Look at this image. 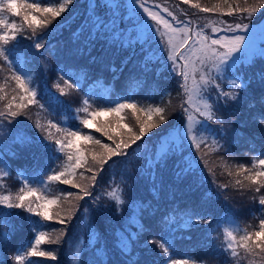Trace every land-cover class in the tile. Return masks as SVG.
<instances>
[{
  "label": "trees",
  "instance_id": "16d2710c",
  "mask_svg": "<svg viewBox=\"0 0 264 264\" xmlns=\"http://www.w3.org/2000/svg\"><path fill=\"white\" fill-rule=\"evenodd\" d=\"M175 1L183 3L182 0ZM42 3L47 5L48 0H42ZM104 3L106 2L99 0V4ZM192 3L211 8L218 3V0H191L189 5ZM189 5H187L188 8H191ZM263 11L264 8L259 9L258 15ZM95 13L101 18L102 16L105 19L110 17L109 12L103 7H96ZM4 15L10 20L22 22L20 17L12 16L10 13L5 12ZM36 15L39 16V13ZM89 18L88 0H75L68 11L53 20L48 28L42 30L48 32L55 29V34L45 43L43 49L36 51L31 47L32 41L20 38V50L32 56L31 64L28 67L35 73L33 83L39 85L42 90L46 79L47 87L59 96L64 105H58L53 109L45 97L44 100H41V103L45 104L44 109L35 104L29 105L24 110L25 114L18 116L13 124L9 125L6 121L0 122V154L8 165L6 171L10 173L4 178L5 187L0 189V194L7 195L11 192L15 195L25 183L24 177H28L33 182L43 180L45 182L43 194L49 198L61 196L57 204L48 206L50 214L54 218L52 221L46 222L47 229L53 238L60 236L61 233L63 235L59 244L41 245L42 249L54 250L57 256L56 260L45 257H28L26 255L27 245L34 235L29 224L31 220L40 218L23 209L5 208L3 211L12 213L8 220L11 225L16 226V230L11 240L6 245L0 246V262L16 264L13 257L20 254L25 257L21 264H28L29 261H39L40 264H93L94 255L103 250L102 256L95 255L100 264H122L124 256H120L118 251L114 250L115 242L112 237L114 233L119 235L121 224L128 227V206L125 205L123 213L117 215L114 201H110L106 194L111 188L120 185L125 189L126 199L133 197L137 200V208L141 203L145 208L151 206L144 215L143 222L146 230L141 236V241L149 237H155L157 240L171 237L174 242L171 259L179 261L188 259L189 264H192V260L198 261L199 264H247V261L241 258L240 251V256L237 258H231L224 251L227 242H224L222 224L226 222L222 219L230 217L239 223L242 230L253 231L261 216L258 198L259 195L264 194V189L261 190V193H255L248 187L249 182L243 179L247 173L237 175L239 165L242 164L250 168L254 157L264 153V130L261 125L251 119L254 114L264 110V105L259 103L260 86L254 82L252 88L255 91L249 93L247 100L242 103L229 101L226 107L220 108L218 115L225 122L224 130L221 133L223 139H220V144L223 147L218 152L204 146H202L201 153L194 151L195 159L199 161V167L195 170L196 176L192 182L177 181L167 171H160L156 174L154 188L152 177L146 173L142 174L138 169L146 164L147 158L156 150L157 134L161 129L181 127L184 114L180 108L178 114L176 111L182 103L181 77L178 75V70L177 72L171 70L166 50L158 51L156 57L161 56V58H154L150 64L151 71L144 72L140 65L141 58L138 59L139 64L129 62L133 55L131 49H117L115 45L109 47L106 42L107 38L103 35L92 39L89 36V31H94V29H92V25L88 26ZM57 25H61V27L57 28ZM117 25L120 26L119 21H117ZM81 27L84 31L80 36L83 37L84 42L72 37V34ZM131 31V28L130 31L127 28V32ZM89 40H92L91 45H89ZM152 44L153 42H151ZM50 49H55V54H52ZM78 49L83 50L82 54L77 51ZM93 56L97 57L95 63L92 62ZM133 60L136 59L133 58ZM125 61L127 62L125 63ZM2 64L3 61L0 60V65ZM42 64L47 66V72L44 71ZM59 67H63L66 71L72 69L79 73H87V76L81 79L78 89L65 88L66 94L61 96L53 86V82L58 80L57 69ZM113 67L116 69L115 73L112 71ZM121 68H123L122 71ZM261 69H264V59L257 57L254 67L242 69V71H245L246 75H251ZM6 76H10V73L0 72V97H4L0 99V109H3L15 95L12 92L15 82L9 80L6 83ZM114 77L116 78L114 79ZM133 80H138L139 84L136 85ZM59 83L63 85V80H59ZM224 87L226 90H230L227 84ZM93 92L95 95L91 97V102L94 107L107 100L121 99L127 92L134 101L139 102L145 108L149 106L164 107L168 122L161 125L160 128L149 131L143 140L127 149L132 154L130 157H114V160L120 161L119 164L111 167L105 165L106 170L98 176L95 187H92L90 180L79 179V173L84 169H78L75 182L87 186L92 192V196H85L83 200H78L75 194L80 193L79 188L59 182L47 183L46 173L53 162L48 159L49 153L42 147V144H48L50 141L44 139L47 133L42 134L36 127V123L39 122L47 127L49 119L54 122L60 121L62 126L78 127L84 134L92 135L103 143L114 147L113 140H109L101 132H97L96 126L104 125L109 135L119 142L121 139H128L130 129L133 132H138L139 122L147 120L144 112L136 111L134 113L131 109H126L120 114L123 117V120L118 124L121 129L120 135L110 132V129L107 128L111 121L120 119L112 114L98 116L93 121L92 128H83L76 118L75 110L83 106L82 100L88 98L86 94ZM241 96L243 97L244 93H241ZM249 100L256 104V108L248 107ZM78 115L83 117L85 114L81 112ZM157 120L158 117L153 115L149 123ZM210 127L218 128L219 126L210 125ZM51 132L54 138L60 137V133H57L55 129H51ZM17 133H23L34 140L39 139L42 143H33L22 147L20 144L14 143ZM77 146L94 149L97 152L103 151L99 146L83 140L78 141ZM133 149H136L135 153H133ZM148 151L151 152L149 156ZM85 156L89 160L91 159L88 152L85 153ZM63 159L64 157L61 156V160ZM205 161H207L206 164ZM85 175L90 176L91 173ZM237 180H241L244 187L237 185ZM221 185L225 187H221ZM127 186H130V190ZM67 192L74 195L64 199L61 194ZM94 197H99V199L94 201ZM98 208L99 210H97ZM69 209H71V215H69ZM185 209H194L198 216L208 217L212 223L182 227L181 216ZM57 212H60L64 217L65 223L56 222L58 218L55 213ZM165 217H174L175 219L166 224ZM0 230L10 229H5L0 225ZM242 234L243 231L237 233V238L239 239V235ZM97 236H99V241L96 239ZM105 244H112L113 247L105 248ZM149 247L152 249L151 251L138 246L132 253V259L138 260L139 264H164L168 259V254H165L156 245ZM18 249L23 250L18 253ZM259 258L261 259L260 256Z\"/></svg>",
  "mask_w": 264,
  "mask_h": 264
},
{
  "label": "snow or ice",
  "instance_id": "6c2138e0",
  "mask_svg": "<svg viewBox=\"0 0 264 264\" xmlns=\"http://www.w3.org/2000/svg\"><path fill=\"white\" fill-rule=\"evenodd\" d=\"M182 2L189 4L191 0H182ZM74 3L75 0H48L47 5H45L42 0H31V2L29 0H0V60L3 61V64L0 65V72L7 71L10 73V76L5 77L6 83L9 80L15 82V87L12 88L15 95L3 109H0V122L6 121L9 125L13 124L18 116L25 114L24 110L29 105L35 104L44 109L45 104L41 103V100H44L45 97L53 109L58 105H64L59 96L47 87L46 79L42 90L39 85L33 83L35 73L28 67L31 64L32 56L20 50L19 45L20 38H22L32 41L31 47L36 51L43 49L45 43L55 34V29L48 32L42 30L48 28L53 20L68 11ZM98 6L103 7L107 12H111L112 15L107 19L96 15L95 9ZM159 7L158 4L150 6L149 0H106V3L102 5L99 4V0H88L91 25L94 29V31H89V36L92 39L103 35L107 38L106 42L109 47L115 45L117 49H131L132 54H135L136 45L139 44L140 52L144 53L140 62L141 68L144 72H150V64L155 56L151 50V41L155 36L165 37L168 44V61L171 70L173 72L178 70V75L181 77L182 103L180 110L184 114L181 127L179 130L171 127L161 129L160 133L157 134L156 150L147 158L146 164L138 169L142 174L146 173L152 177L154 188L156 174L160 171H167L177 181L192 182L194 180L199 161L194 158V153L190 150L194 149L195 153H201L202 146L210 147L217 152L221 150L223 146L220 144V139H223L221 133L224 130L225 122L218 115L220 108L226 107L229 101L242 103L247 100L249 93L255 91L252 88L254 82L260 86L259 103L264 105V69L255 71L251 75H246L245 71H242V69L254 67L257 57L264 59V26L257 27L251 23L252 17L258 10L264 8V0H251V2L250 0H218V3L211 8L192 3L191 7L198 9L201 13H213L220 17L239 15L237 22L233 23L220 19L210 21L203 27L194 26L190 18L181 20L173 11L165 8L164 11L167 12V15L176 21L177 25H182L175 26L165 19L160 12L154 10V8ZM5 12L20 17L22 22L10 20L4 15ZM37 13L39 16L36 15ZM142 14L155 23H147L145 19H142ZM246 19L248 22H244ZM117 21H119V27ZM56 27L60 28L61 25ZM128 27H131V32H127ZM208 27H211V32L205 31ZM83 31L84 29L81 27L72 35L76 40H79ZM91 44L92 40H89V45ZM50 51L55 54V49H50ZM77 51L81 54L83 52L82 49ZM96 60L97 57L93 56L92 62L95 63ZM42 67L47 72V66L42 64ZM122 70L123 68H121ZM112 71L115 73L116 69L113 67ZM57 72L58 80L53 82V86L61 96L66 94L65 88L78 89L81 79L87 76V73H79L72 69L66 71L63 67H59ZM59 80H63V85L59 83ZM133 83L138 85L139 81L133 80ZM225 84L230 90L225 89ZM241 93H244L243 97ZM93 95H95L94 92L86 94L88 98L82 100L83 106L75 110L76 118L83 128H92L94 126L93 121L98 116L107 114L120 117L117 120V124H119L123 120L120 114L126 109H131L134 113L136 111L144 112L147 120L139 122L138 132H133L130 129L128 139H121L119 142H116L109 135L104 125L96 126L97 132H101L109 140H113L114 147L103 143L92 135L84 134L78 127L62 126L60 121L54 122L49 119L47 127L39 122L36 123V127L40 129L42 134L47 133L44 139L50 141L48 144H42V147L49 153L48 159L53 162L46 173L47 183L59 182L63 185L79 188L80 193L75 194L78 200H83L85 196H92V192L87 186L75 182L78 169H84L83 172L79 173V179L90 180L92 187H95L98 176L106 170L105 165L111 167L119 164L120 161L114 160V157H130L132 154L127 149L143 140L149 131L160 128L161 125L168 122L164 107L149 106L145 108L139 102L134 101L127 92L121 99L107 100L95 107L91 102ZM3 98L0 97V99ZM248 107L250 109L256 108V104L249 100ZM81 112L85 114L83 117L78 115ZM153 115L157 116L158 120L149 123ZM251 119L261 125L262 130H264V110L254 114ZM210 125H218L219 127L212 128ZM51 129L60 133V137L54 138ZM209 136H212L211 144L208 141ZM81 140L91 142L103 151L97 152L94 149L78 147L77 142ZM14 143L23 147L42 142L23 133H17ZM135 151L136 149H133V153ZM86 152L90 154V160L85 156ZM12 155L14 156L15 153L13 152ZM61 156L64 157L63 160H61ZM110 161L111 164H109ZM206 163L207 161H205ZM7 168L8 165L0 154V189L5 187L4 178L10 174L6 171ZM86 173H91V175L86 176ZM242 173H247L243 179L249 182L248 187L255 193H261V190L264 189V153L254 157L250 168L242 164L239 165L237 175ZM24 180L25 183L15 195L11 192L7 195L0 194V206H3L0 208V225L5 229H10L0 230V246L6 245L16 230V226L11 225L8 220L12 213L5 212L3 209H23L40 218L30 221L29 228L34 235L27 245L26 255L56 260L55 251L42 249L41 245L46 243L59 244L61 241L63 233L53 238L46 223L54 218L50 214L48 206L57 204L61 196L49 198L43 194V186L45 185L43 180L33 182L28 177H24ZM236 184L244 187L241 180H237ZM127 187L130 190V186ZM221 187L225 186L221 185ZM124 192L125 189L117 185L106 193L108 199L114 201L117 215L123 213L125 205L128 206V227L121 224L119 235L114 233L112 237L115 242L114 250H117L120 256H124L122 264H139L138 260L132 259V253L138 246L151 251L149 246L156 245L165 254L171 256V250L174 248L171 237L159 240L155 237H149L141 241V236L146 230L143 222L144 215L151 206L145 208L141 203L137 208V200L133 197L126 199ZM61 195L66 199L74 194L67 192ZM33 197L35 199H32ZM93 199L97 201L99 197ZM258 204L261 206L259 209L261 216L253 231L242 230L239 223L234 219L225 218V222L229 226L224 229L227 240L224 251L231 258L239 257L238 249H243L245 254L260 256L264 260V194L259 195ZM68 211L71 215V209ZM55 216L58 218L56 222L65 223L60 212L55 213ZM174 219V217H165L164 222L169 224ZM181 219L183 220L182 227L212 223L210 218L198 216L194 209H185ZM241 231L243 234L239 235L237 240L236 234ZM96 239L99 241V236ZM110 247L113 245L105 244V248ZM22 250L18 249L17 251L19 253ZM95 255L102 256L103 250ZM95 255L93 264H100ZM13 259L16 264H21L25 257L16 254ZM28 264H40V262L29 261ZM170 264H189V260L171 259ZM192 264H199V262L192 260Z\"/></svg>",
  "mask_w": 264,
  "mask_h": 264
},
{
  "label": "rangeland",
  "instance_id": "374dc122",
  "mask_svg": "<svg viewBox=\"0 0 264 264\" xmlns=\"http://www.w3.org/2000/svg\"><path fill=\"white\" fill-rule=\"evenodd\" d=\"M103 2H106V0H103ZM149 3H150V6H154L155 4L160 5L159 8H154V10L160 12V14L165 19L169 20V22L172 23L175 26H182V25H177L176 21H173L172 18L167 15V12L164 11L165 8L169 9L170 11H173L174 14L177 15L181 20H186V19L190 18L193 21V25L194 26L195 25H200L201 27H203L205 24L209 23L210 21H215V20H220V19H222L224 21H228V22H233V23L237 22L239 20V15H237L235 17H228V16L220 17V16H217V15H212L211 14L212 15L211 16V15H207L205 13L199 12L198 9H195V8H192V7L188 8L187 5H189V4L180 3V2H177L175 0H149ZM189 6H191V5H189ZM109 15L111 16L112 13L109 12ZM117 15H119V13H117ZM125 15H126V13H125ZM102 18H104V17L102 16ZM142 19H145L146 22L150 23V24H154L155 23V22H153L151 20H148L146 17H144L143 14H142ZM88 21H89L88 22V26H90L91 25L90 18H89ZM244 22H248L247 19ZM251 23L253 25H256L257 27L264 26V11L260 12L259 15H258V13H256L252 17ZM217 26H219V25H217ZM130 28L128 27V31H130ZM254 30H256V29H254ZM162 31H163V29H162ZM205 31L206 32H211V27L206 28ZM79 41L80 42L81 41L84 42L85 40L83 41V37L80 36L79 37ZM161 41H163V42H161ZM151 42H153L151 47H152L153 52L155 53V56H154L155 59L156 58H161V56L156 57L157 56L156 54L158 53V51L160 52V50L163 51V52L166 50V53L168 54V52H167L168 51V44H167V39L165 37L155 36L152 39ZM257 43L259 44V42H257ZM125 49H127V48H125ZM137 49H139V44H137V46H136V51H137ZM143 56H144V53H141L140 50H139L138 55L136 57H132V58H135L137 63H138V59L141 58V61H142ZM132 58H130V59L132 60ZM165 61L167 62L166 58H165ZM179 108L180 107H178L176 109L177 114L179 113ZM107 128L110 129V132H115L116 134L120 135L121 129L119 128L116 120L111 121ZM179 129L180 128H177L176 130H179ZM208 141L211 144L212 136L208 137ZM190 151H192L194 153L195 150L193 149V150H190ZM150 153L151 152L148 151V156L150 155ZM195 157H196V155L194 154V158ZM228 226L229 225L227 223L224 226H222L224 240H226L225 234H224V229L226 227H228ZM237 240H238V238H237ZM238 251H240V253H241V258L245 259L247 261V264H264V260L260 259L259 256L257 257V256L247 255V254L244 253L243 249H238Z\"/></svg>",
  "mask_w": 264,
  "mask_h": 264
}]
</instances>
